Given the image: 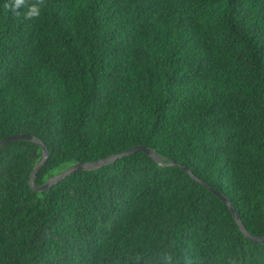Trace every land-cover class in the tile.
Returning <instances> with one entry per match:
<instances>
[{"label":"trees","instance_id":"trees-1","mask_svg":"<svg viewBox=\"0 0 264 264\" xmlns=\"http://www.w3.org/2000/svg\"><path fill=\"white\" fill-rule=\"evenodd\" d=\"M4 3L0 264H264V0Z\"/></svg>","mask_w":264,"mask_h":264},{"label":"water","instance_id":"water-1","mask_svg":"<svg viewBox=\"0 0 264 264\" xmlns=\"http://www.w3.org/2000/svg\"><path fill=\"white\" fill-rule=\"evenodd\" d=\"M20 138H29V139H32L34 140L36 143H38L39 145L42 146L43 148V151H44V158L42 160V162L36 167V169L34 170L33 174L31 175V178H30V183H31V186L37 190V191H45L46 189L52 187L55 183H57L60 179H62L63 177H65L67 174L71 173L72 171L76 170V169H79V168H85V167H91V165H85V164H76L72 167H70L68 170H66L65 172H63L61 175L57 176L56 178L54 179H51L48 183H46L45 185L43 186H36L35 183H34V177L35 175L37 174L39 168L47 161L48 159V155H49V150H48V147L47 145L45 144L44 141L40 140L39 138L35 137V136H31V135H23V134H20V135H14V136H10V137H6L4 139H2L0 141V147L2 145H5L13 140H16V139H20ZM137 150H143V151H146L149 155H152V156H155L156 157V154L153 153L150 149L146 148V147H143V146H137L129 151H126L124 154H130L132 152H135ZM124 154H121L124 155ZM118 156L120 155H117V156H114L113 158L105 161V162H102V161H98L97 163H102V164H107L110 160L112 159H115L117 158ZM185 170L188 171V173H190L193 178L195 180H198L201 184H203L205 187H207L208 189H210L213 193H215L216 195H218L231 209V211L235 214V217L240 225V229L242 232H244L247 236H249L251 239L255 240V241H264V237H254L252 236L251 234H249L245 228H244V225L240 219V216L238 214V212L235 210V208L233 207L232 203L230 200H228L223 194H221L219 191L215 190L213 187H211L207 182L199 179L197 176H195L191 170H189L186 166L184 167Z\"/></svg>","mask_w":264,"mask_h":264},{"label":"clouds","instance_id":"clouds-1","mask_svg":"<svg viewBox=\"0 0 264 264\" xmlns=\"http://www.w3.org/2000/svg\"><path fill=\"white\" fill-rule=\"evenodd\" d=\"M45 0H5L3 8L14 15H18L23 11L25 20L39 18ZM139 259V257H137ZM161 264H173V254L171 252L161 253L159 257Z\"/></svg>","mask_w":264,"mask_h":264},{"label":"rangeland","instance_id":"rangeland-1","mask_svg":"<svg viewBox=\"0 0 264 264\" xmlns=\"http://www.w3.org/2000/svg\"><path fill=\"white\" fill-rule=\"evenodd\" d=\"M71 166H72V165H71ZM71 166H65V167H63V168L57 170L55 176H54L52 179H54V178H56L57 176L61 175L63 172H65L66 170H68Z\"/></svg>","mask_w":264,"mask_h":264}]
</instances>
